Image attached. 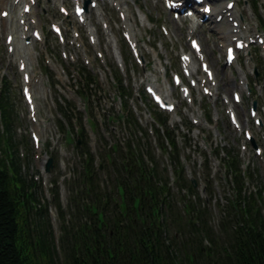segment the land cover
Returning <instances> with one entry per match:
<instances>
[{
  "label": "rangeland",
  "instance_id": "obj_1",
  "mask_svg": "<svg viewBox=\"0 0 264 264\" xmlns=\"http://www.w3.org/2000/svg\"><path fill=\"white\" fill-rule=\"evenodd\" d=\"M235 2L236 6L232 11L243 19V21L239 18L236 19L240 24L237 29L243 35L251 33L252 30L256 32L258 28L264 29V0H235ZM116 3L120 6L118 7ZM220 3L222 7L226 5V1ZM10 5L11 7L7 8L11 14L9 30L16 32L14 36L26 32L31 37L33 31L31 22H28V31H23V25L18 23L19 14L22 12L24 4L13 5V0H10ZM59 5L68 9L69 16L60 13ZM3 9L0 4V87L2 83H7L10 88V100L18 117L16 120L17 139L30 145L27 147L23 144L20 147L21 156L25 159L28 156L23 171L28 174V179L32 178L37 181L41 207L47 208V215L44 216L49 218L47 227L51 233L50 239L57 249L55 264H65L63 251L66 249V245L63 244L62 240L67 241L68 237H65L64 225L75 224V218L86 219L85 216L83 217L82 210L76 211V203L74 202L75 196L83 188L79 184L83 160L80 149L76 147V140H81V131L85 130L84 140L87 144H81L80 148L87 146L94 154L96 165L101 166L98 177L108 189L114 188L113 170L108 168L109 161H120V148L131 138V135L127 134L125 125L118 122L117 118L124 110L121 109L122 102L119 100L114 78V74L118 73L119 68L110 52V45H115L114 40L121 49L126 63V76L129 78L126 84L127 92L132 93V97L129 99L130 111L133 112L132 104L136 105L142 114L150 115L151 118L147 121V127L140 123L147 132L151 125L152 129L154 126H159L158 124L155 125L154 120L159 110L155 109L149 96L145 97V85L151 82L153 76L145 73L141 67L143 64L136 61L125 42L122 35L123 31H126V25L131 26L132 34L139 42V52L144 63L145 61H155L151 57L149 49H154L157 52L167 72L166 79L170 82L168 90L171 98L172 96L175 99L178 98L188 106L186 100L181 97L182 93L179 88L172 85L171 76L174 72H180V55L189 50L190 38L198 37L200 39L207 60L215 71L219 95L216 99L208 100L198 95L197 91H192L191 95L195 101L194 108L185 110L186 107L183 105L171 114L172 117L168 114H163V117H168V120L171 117V124L168 123L169 129L173 137L176 138L181 159L184 160L189 178L201 180L204 183L202 199L212 213L208 217V222L217 237H225L221 230L222 223L224 220L233 217V213L230 217L227 214L231 207L225 208L228 205V200L235 202L231 199L235 197L236 184L229 182L230 178L224 164V159L228 154L235 157L242 164V169L246 170V179L243 184L246 195L249 196L253 192L257 196L261 193L264 198V161L256 156L250 147L247 151L241 150L240 141L244 138L241 133H236L233 130L224 116L223 97L230 96L232 91L237 88L236 78L239 77L236 76L235 68V75L232 76L234 78L231 77L234 84L232 85L228 81L229 70L223 67L224 53L218 45L221 40L218 39L217 35H213L212 28L208 23H198L191 33L192 19L176 21L173 18V13L165 8L163 0H106L104 2L98 1V5L94 9L89 8V12L86 14L89 25L86 27V25L79 23L72 14L73 3L70 0H38L32 14L27 18L28 20L37 21L38 19L40 21L41 26L38 25V28L43 30L45 41L39 42L32 38L31 45H25V40H23L20 44L23 49L20 50L18 46H15V51L12 53L8 51V45L5 41L7 29L5 21L1 17ZM121 11L126 18L121 16ZM100 14H103L104 17H99ZM128 15L131 18L130 21L127 20ZM103 21L109 23L110 34L112 35L107 34V29L102 24ZM52 22L61 24L67 41L65 45H61L62 43L60 44L51 33ZM163 27L167 28L168 35L163 31ZM88 30L96 32L99 38V46L90 43L89 38H87L90 36ZM76 32L79 33L77 38L74 37ZM105 49H107L108 56L101 61L96 54L99 51L105 56ZM62 51H66L68 55L73 53L76 62L73 63L70 58L63 60ZM85 54L91 58L89 68L84 63L83 55ZM20 55L27 58L28 71L31 78L35 79L31 86L36 99V121L32 120L33 117L30 115L29 107L22 95L24 81L22 72L19 70ZM238 59L240 60L237 63V70L238 68L243 69L250 83L254 82L255 77L252 75L257 71L259 74L257 79L264 86V51L256 46V48H251L249 52L245 50L240 52ZM195 64L198 65L199 62L195 60ZM104 65H107V68L109 66L113 73L105 75ZM85 67L93 75L95 82L86 90L87 96L83 97L78 92L81 88L85 89L80 87V76L75 75L72 78L71 73L75 71L82 74ZM56 68L64 69L68 76H59L55 73ZM158 77L160 76L156 74L154 80L157 81ZM254 99L259 100L264 105V97H245L243 103L238 107L239 110L245 107L247 111L248 106L255 101ZM87 105L90 110L89 114L85 112ZM76 109L82 115L76 112ZM214 111H218L220 118L219 125L216 127L217 131L206 126L193 125L189 118L194 113L196 117L199 115L210 125H213L209 114L212 117ZM66 112L68 115L70 114V118L66 117ZM90 119L94 121V131L88 122ZM244 121L245 124L250 123L248 116L241 121L243 128H245ZM62 123L65 129H63ZM67 130H69L68 138L66 137ZM33 132L38 133L41 139L38 149L33 143L31 136ZM259 135L257 134L256 142L264 148V140ZM156 139V136H145L144 141L147 148L149 143H152L157 158L158 171L165 176L162 169L166 164L164 160L166 154L157 153L154 145ZM134 141L136 142V140ZM114 147L118 151L114 150ZM51 159L53 160L52 168L47 172L46 164ZM172 183L170 180L169 184L174 186ZM197 190H201L200 184ZM173 195L176 203L182 198L176 189ZM77 199L81 201L80 198ZM58 202L61 204V208L58 207ZM260 206L264 212V199ZM221 207L225 208L226 216L220 213ZM64 218L66 222H64ZM175 235L176 231L172 228L170 238ZM178 236L174 244L179 247L183 262L188 264L185 259V253L188 250L182 248L185 235Z\"/></svg>",
  "mask_w": 264,
  "mask_h": 264
},
{
  "label": "trees",
  "instance_id": "obj_2",
  "mask_svg": "<svg viewBox=\"0 0 264 264\" xmlns=\"http://www.w3.org/2000/svg\"><path fill=\"white\" fill-rule=\"evenodd\" d=\"M117 80L125 94L122 80ZM85 81L88 87L94 79L89 74ZM79 93L86 97L85 90ZM156 116L165 123L161 113ZM17 118L5 83L0 96V264H55L57 252L47 227L49 218L44 216L47 208L41 207L37 181L28 179L23 171L28 156H21L20 147L28 143L17 139ZM85 135L82 130V144H86ZM167 135L176 185L188 191L180 199L182 207L180 200L175 202L167 181L160 183L152 153L153 171L132 146L128 153L122 152L119 162L110 160L114 188L108 189L98 177L101 166L96 165L93 153L87 146L80 148L83 169L79 184L83 188L74 202L76 211L82 210L86 219L75 218V224L63 227L68 237L62 240L65 264H185L174 244L178 235H185L182 248L188 250V264H264L262 198L243 196L238 160L231 154L225 160L228 174H234L237 183V199L228 212L233 217L222 223L225 237L218 238L208 222L210 209L199 196L196 202L192 199L196 191L186 177L180 150L172 132ZM158 139L162 147L164 142ZM172 228L176 235L170 238Z\"/></svg>",
  "mask_w": 264,
  "mask_h": 264
},
{
  "label": "flooded vegetation",
  "instance_id": "obj_3",
  "mask_svg": "<svg viewBox=\"0 0 264 264\" xmlns=\"http://www.w3.org/2000/svg\"><path fill=\"white\" fill-rule=\"evenodd\" d=\"M223 67L226 68L225 62H223ZM228 81H230V84H232V85L234 84L232 79H229ZM236 82H237V88H235L234 91H237L241 94V96H242L241 104H242L244 98L245 97L247 98V95L245 92L242 91V89L239 85V82L238 81H236ZM260 83H261V81H259L257 78L254 79V84L259 85ZM249 89H250V94L248 95V98H251L254 96L264 97V86H262V88H258L257 86H254L252 88L250 87ZM232 95H233V91H232L230 96H227V100H228L229 106H230L229 110H232L236 114V117H237V120L239 121V123L243 120L244 117L248 116V119L250 122V123H248V127H249L248 129H249V131H252L254 126H255V122L250 117V110L253 109L257 114V119H259V121L261 123V129L264 132V112H263L264 105L259 100L254 99L255 101H253V103L250 106H248L247 111H246L245 107H243L242 110H239L238 107H240L241 104L235 105L233 103V100H232ZM225 107L228 108V106H226V105H225ZM224 116L227 118V121L230 123L229 117L226 113V110L224 111ZM244 125H245V121H244Z\"/></svg>",
  "mask_w": 264,
  "mask_h": 264
},
{
  "label": "bare ground",
  "instance_id": "obj_4",
  "mask_svg": "<svg viewBox=\"0 0 264 264\" xmlns=\"http://www.w3.org/2000/svg\"><path fill=\"white\" fill-rule=\"evenodd\" d=\"M36 1V0H35ZM57 1H59V0H57ZM80 1H83V0H80ZM16 3V0H13V5ZM20 3H24V6H23V9H24V7H25V5H27L28 4V2L26 1V0H20ZM19 3V4H20ZM0 4L2 5V7L3 8H10L11 7V5H10V0H0ZM34 7V6H33ZM5 9L3 10V11H5ZM223 10H224V7H219V8H213V11H212V14H215L216 13V15H221V14H223ZM32 14V10H31V13H29L28 15H26L23 11L19 14V18H18V23H20V20H26V18L28 17V16H30ZM10 15L11 14H9V16L4 20L5 21V24H6V29H7V35H13L14 36V34H16V32L15 31H10L9 30V26H10V23H11V18H10ZM99 17H104L102 14H100L99 15ZM230 17H234V18H239V15L236 13V12H234V13H232L231 15H230ZM196 20L195 21H193V26H192V30H194L195 29V26L198 24V20L200 21V19L202 18L200 15H198V14H196ZM127 20L128 21H130L131 20V18H130V15H128V18H127ZM209 21V20H208ZM227 21V23L229 22L228 21V19L226 20ZM37 22H39V24H40V21L37 19ZM25 25H27V24H25ZM209 25H210V27H214V28H216L219 32H220V36H221V38H226L227 40L228 39H230V38H233V37H237V36H239L240 34V32L239 31H237V34H235L234 33V31L233 30H235L234 28H232V25H228V26H231V31L232 32H230L229 34H226L225 33V31H224V28H223V24L221 25V24H215V23H209ZM24 31V30H23ZM27 34L26 33H22V34H18V36L17 37H14V40H13V44H15V46H18V48L20 49H23V47H22V45H20L21 44V42L24 40V39H26L27 38ZM20 46V47H19ZM21 59H23V57H21ZM24 61L22 60V63H23ZM221 85H222V82H221ZM225 87V86H224Z\"/></svg>",
  "mask_w": 264,
  "mask_h": 264
},
{
  "label": "water",
  "instance_id": "obj_5",
  "mask_svg": "<svg viewBox=\"0 0 264 264\" xmlns=\"http://www.w3.org/2000/svg\"><path fill=\"white\" fill-rule=\"evenodd\" d=\"M52 167V160H50L49 164L47 165V171L49 172ZM193 183L196 185V182L193 181Z\"/></svg>",
  "mask_w": 264,
  "mask_h": 264
}]
</instances>
